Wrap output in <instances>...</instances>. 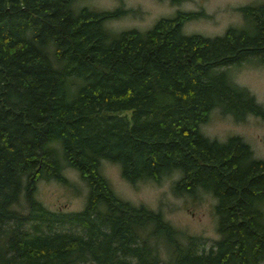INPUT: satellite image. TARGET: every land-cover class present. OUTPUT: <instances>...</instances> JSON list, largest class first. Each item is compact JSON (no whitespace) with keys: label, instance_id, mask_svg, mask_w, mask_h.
I'll use <instances>...</instances> for the list:
<instances>
[{"label":"trees","instance_id":"obj_1","mask_svg":"<svg viewBox=\"0 0 264 264\" xmlns=\"http://www.w3.org/2000/svg\"><path fill=\"white\" fill-rule=\"evenodd\" d=\"M73 2L0 0V264H164L158 242L165 264H264V160L238 136L200 131L212 109L264 116L229 76L264 65V0L215 37L184 34L195 14L181 12L114 35L104 21L124 10ZM101 161L132 186L179 171L172 192L213 195L212 247L181 243L160 212L115 196ZM64 167L88 188L75 213L34 198L38 180L67 184Z\"/></svg>","mask_w":264,"mask_h":264},{"label":"rangeland","instance_id":"obj_2","mask_svg":"<svg viewBox=\"0 0 264 264\" xmlns=\"http://www.w3.org/2000/svg\"><path fill=\"white\" fill-rule=\"evenodd\" d=\"M176 1V2H175ZM74 0L72 10L78 12L85 8L92 11H115L117 8L125 13L116 19L104 21L114 35L117 32L136 29L139 32L153 27L158 18L176 16L177 12L193 13L190 20L183 22L184 34H200V36L215 37L227 27L239 28L243 22L239 7L257 5L263 0ZM230 79L239 87H244L253 96L264 113V65L253 62H242L241 65L229 69ZM220 111L212 109L206 124L200 126L205 137L223 142L232 136H238L251 150V157L264 160V116L247 114L243 120L234 121L232 117L221 115ZM99 172L105 177L115 196L125 200L134 207L142 205L147 210L160 212L162 219L179 233V241L185 243L187 236H195L200 242L199 249L206 251L212 247L218 238L215 230L216 216L214 214V196L197 189L195 193L175 194L173 183L181 173L173 171L165 175L159 183L139 181L132 186L119 175V166L115 163L101 161ZM61 175L67 184L55 180H38L35 186L34 198L48 211L59 213H75L83 207L88 188L76 171L64 167ZM16 208L22 210L24 203ZM264 211V208H263ZM159 259L162 263L169 261L165 246L156 245Z\"/></svg>","mask_w":264,"mask_h":264}]
</instances>
